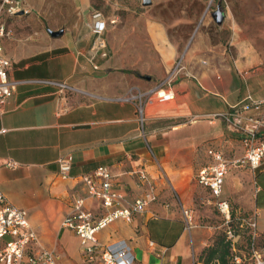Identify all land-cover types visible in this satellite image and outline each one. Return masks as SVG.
I'll return each mask as SVG.
<instances>
[{
	"label": "crops",
	"instance_id": "0c3cea01",
	"mask_svg": "<svg viewBox=\"0 0 264 264\" xmlns=\"http://www.w3.org/2000/svg\"><path fill=\"white\" fill-rule=\"evenodd\" d=\"M88 8L86 0L75 2V15L59 28L63 33L39 34L43 46L36 51L2 39L3 53L11 60L8 77L14 91L0 106V194L26 210L40 245L57 255V264H100L98 255L87 262L80 242L78 247L71 244L73 237L79 241L75 231L62 225L78 197L95 219L104 213L101 201L88 195L81 176L105 166L114 190L123 196L121 204L126 205L148 192L137 173L144 170L155 199L130 221L117 219L98 230V241L110 246L125 242L134 264H220L215 257L206 262L202 255L224 222L208 205L197 207L208 189L193 178V162L199 150L206 159L198 169L212 162L209 149L221 151L229 161L243 156L226 155L219 146L205 150L202 146L209 139L221 142V136H234L232 130L224 137L219 125H228L223 115L231 106L245 104L248 94L264 99V82L253 92L250 83L243 84L230 71L212 68L197 50L192 64L170 85L143 81L137 70L114 67L108 48L107 57H96L99 68L94 70L87 61L94 37ZM95 25L104 29V22ZM54 82L72 87L66 92V110L58 111ZM163 89L173 97L157 101L154 93ZM140 104L145 127L139 122ZM241 112L256 116L251 107ZM260 131L264 135V128ZM227 143L228 148L235 145L231 139ZM234 149L233 154L244 153L242 143ZM66 153L72 154V163L69 177L63 179L58 159ZM252 170L247 165L228 166L221 198L229 206L238 205L230 215L241 219L240 226L249 228L247 222L253 219L258 235L264 234V186L250 182ZM258 171L264 172V166ZM182 208L191 212L190 227ZM226 260L237 264L229 255Z\"/></svg>",
	"mask_w": 264,
	"mask_h": 264
},
{
	"label": "rangeland",
	"instance_id": "374dc122",
	"mask_svg": "<svg viewBox=\"0 0 264 264\" xmlns=\"http://www.w3.org/2000/svg\"><path fill=\"white\" fill-rule=\"evenodd\" d=\"M0 0V22L8 32L4 43H20L23 50L36 51L42 48L39 34H48L47 28L66 27L75 15L78 0H22L28 13H8L7 4ZM89 17L93 11L101 13L104 22L103 36L114 67L137 70L143 81H153L160 85L181 62L185 67L178 72L179 77L192 64V53L207 58L212 68L230 71L243 84L249 83L255 89L264 82V0H151L144 6L142 0H86ZM220 7L223 20L217 24L211 12ZM182 65V66H183ZM149 79H148V78ZM250 88V87H249ZM159 101V96L154 93ZM146 97L142 99L145 100ZM145 118V115H144ZM191 120H189L190 122ZM147 120L144 119V127ZM188 123V122H187ZM224 122L220 128L232 132ZM205 141L207 146H219L229 156H241L243 152L232 153L241 144V135ZM236 135V136H235ZM231 139L235 145L227 146ZM193 162V175L206 159L199 150ZM250 182L264 186V172L252 170ZM253 203V202H252ZM208 205L224 222L222 230L214 234V239L224 233L230 241V261L237 264H254L264 260V234L251 239L250 229L241 219H225L214 204V199L205 190V196L197 201V207ZM238 205L231 203L230 213L237 212ZM233 234L227 237V231ZM257 232V230H256ZM258 233V232H257ZM74 247L79 246L77 237L71 239ZM233 244V245H232Z\"/></svg>",
	"mask_w": 264,
	"mask_h": 264
},
{
	"label": "built area",
	"instance_id": "2783aa9c",
	"mask_svg": "<svg viewBox=\"0 0 264 264\" xmlns=\"http://www.w3.org/2000/svg\"><path fill=\"white\" fill-rule=\"evenodd\" d=\"M7 4L8 13L21 12L26 14L28 9L22 5V0H3L2 4ZM103 17L100 12L93 11L90 28L94 37L90 45L87 61L96 70L99 65L96 57H107V42L103 36V27H97L96 23H102ZM8 32L2 22H0V106L11 96L14 91V82L9 80L8 72L11 60L4 55L2 39ZM184 67L181 61L177 63L176 69L170 72L169 76L160 85H170L178 76V72ZM58 87L59 110L68 108L66 104V92L72 87L65 82H54ZM164 90V89H163ZM164 94L159 96V100L165 101L173 97L170 90H164ZM249 107L256 111V116L242 115V110ZM139 122L141 127L144 122L143 105L138 108ZM224 118L230 129L238 131L241 135V143L244 153L241 158L227 160L221 151L209 149L208 155L212 162L201 166L196 179L199 184L206 187L214 199L217 211L226 220L230 216V206L227 200L221 198L224 175L228 166H249L255 170L264 166V135L260 128H264V99H255L250 94L246 97V103L231 106L225 113ZM249 124V125H248ZM149 153L154 157L152 150L148 147ZM72 163V154L66 153L58 159V174L61 178L69 177ZM10 166H16L13 161L7 162ZM139 179L147 186L148 192L131 203L122 205L123 196L117 193L112 184V177L105 166H98L90 174L81 176L89 196L101 201L104 213L97 219L84 208V199L75 198L72 204V213L65 217L62 222L64 227L73 229L79 238L83 253L87 262L95 260L98 255L100 264H134V256L130 248L121 241L115 246L104 245L96 237L98 230L106 227L114 220L121 219L130 221L132 216L143 212L147 205L155 199L154 186L144 170L137 172ZM182 215L187 226L192 225V215L188 209L182 208ZM251 239L256 237V223L253 219L248 220ZM8 238L4 240V238ZM227 237L232 238L233 234L227 231ZM0 264H57V255L40 245L37 234L32 230L27 212L25 209L6 202L0 194ZM254 264H264V260H257Z\"/></svg>",
	"mask_w": 264,
	"mask_h": 264
},
{
	"label": "trees",
	"instance_id": "16d2710c",
	"mask_svg": "<svg viewBox=\"0 0 264 264\" xmlns=\"http://www.w3.org/2000/svg\"><path fill=\"white\" fill-rule=\"evenodd\" d=\"M229 247L230 241L226 240L225 234L222 232L216 236L211 246L203 250L202 255H204L206 262L215 257L219 260L220 264H226V256L230 254Z\"/></svg>",
	"mask_w": 264,
	"mask_h": 264
},
{
	"label": "water",
	"instance_id": "95a60500",
	"mask_svg": "<svg viewBox=\"0 0 264 264\" xmlns=\"http://www.w3.org/2000/svg\"><path fill=\"white\" fill-rule=\"evenodd\" d=\"M150 2H151V0H142V4L144 6L149 5ZM19 13L22 14V11ZM211 16L217 24H220L223 20L224 13L220 7H217L216 10L211 12ZM47 31L53 37H57L63 33V29H59V30L48 29Z\"/></svg>",
	"mask_w": 264,
	"mask_h": 264
},
{
	"label": "bare ground",
	"instance_id": "6f19581e",
	"mask_svg": "<svg viewBox=\"0 0 264 264\" xmlns=\"http://www.w3.org/2000/svg\"><path fill=\"white\" fill-rule=\"evenodd\" d=\"M160 91L162 92L161 95H159ZM164 93H165L164 90H159V91L157 92V95H158V96H162Z\"/></svg>",
	"mask_w": 264,
	"mask_h": 264
}]
</instances>
